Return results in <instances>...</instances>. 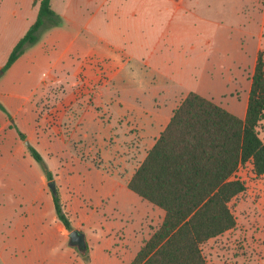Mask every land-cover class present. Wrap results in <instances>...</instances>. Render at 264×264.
<instances>
[{
    "label": "crops",
    "instance_id": "crops-1",
    "mask_svg": "<svg viewBox=\"0 0 264 264\" xmlns=\"http://www.w3.org/2000/svg\"><path fill=\"white\" fill-rule=\"evenodd\" d=\"M62 2L55 10L63 22L44 29L0 73V101L9 114L0 109V160L33 163L28 139L79 229L68 212L90 214L92 198L94 207L104 210L127 186L188 91L244 117L253 69L246 82L243 72L254 68L259 50L264 57V0ZM36 14L33 0H0V67ZM249 37L254 38L250 49ZM215 51L226 57H213L219 70L204 76ZM205 83L216 86V96L206 92ZM47 178L41 165L33 177L29 170L2 177L0 264L80 263L69 230L51 208L52 194L49 200L43 186ZM152 212L163 218L164 210L146 214L134 234L136 247L121 264L152 232L145 228ZM121 238L118 258L128 252Z\"/></svg>",
    "mask_w": 264,
    "mask_h": 264
},
{
    "label": "trees",
    "instance_id": "trees-1",
    "mask_svg": "<svg viewBox=\"0 0 264 264\" xmlns=\"http://www.w3.org/2000/svg\"><path fill=\"white\" fill-rule=\"evenodd\" d=\"M33 2L36 17L12 46L0 73L37 41L41 29L63 22L50 0ZM0 109L8 114L1 101ZM263 116L264 57L260 50L244 117L197 91L185 94L127 182L132 191L164 210L160 224L127 264H207L201 243L236 223L229 201L245 189L244 180L235 175L237 168L249 161L256 174L264 173V137L257 131ZM18 133L25 138L23 132ZM28 149L52 178L39 151L30 143ZM51 194L57 217L71 230L57 189Z\"/></svg>",
    "mask_w": 264,
    "mask_h": 264
},
{
    "label": "rangeland",
    "instance_id": "rangeland-1",
    "mask_svg": "<svg viewBox=\"0 0 264 264\" xmlns=\"http://www.w3.org/2000/svg\"><path fill=\"white\" fill-rule=\"evenodd\" d=\"M51 1L54 9H57L59 5V8H61L63 4L62 0ZM44 29L46 28L41 29L39 32L41 33ZM247 41L248 49H250L253 46L254 38L249 37ZM231 49L233 50V48ZM225 54L222 51L212 52L211 64L205 69L204 76L214 77L219 67L215 68L218 63H213L212 58L222 57L223 55V57H226ZM219 64L223 69L228 67L225 63ZM252 69L251 67L243 72L244 82L250 77ZM205 84L203 88L209 89L206 92L216 96V90L214 89L216 86L214 84ZM234 99L236 100V98ZM169 100L172 101L171 98ZM240 100L243 101L241 97ZM136 101L141 103L138 100ZM257 131L260 137H264V116L257 123ZM27 154L31 157L29 151H27ZM19 158L21 159L20 163H15L14 165L0 160V188L2 185H6V181L2 179L3 176L15 174V176L19 177L24 170H29L30 176L33 177L34 169H40V165L34 158L31 159L33 160L31 164L21 157ZM235 173L245 182V189L229 201V206L236 217V223L223 233L203 241L201 248L207 264H264V173L257 175L249 161L241 164ZM65 175L66 172L64 173ZM48 179L43 182V186L49 192L48 199L50 200L51 189L47 184ZM252 181L256 184L252 185L253 187H251ZM32 182L34 183L33 179ZM55 188L58 191V183L56 182ZM112 199H108L104 203V210H102L101 207H94L95 198H92L91 203L95 210L93 209L86 216L81 215V212L77 214L72 213V210L68 212L70 213V218H72L73 222L80 225L79 229L85 235L87 251L81 253L75 246L79 264H121L122 260L127 258L126 255L136 247L135 235L140 223L144 224L142 220L146 217V214L150 213L152 209L163 210L142 198L127 186L123 187L122 191ZM43 204L44 206L48 205L46 199H44ZM50 205L54 211L52 199L50 200ZM160 218L161 216L159 217L155 212H152V216H149L145 221V224L147 223L146 225H148H145L146 230L153 231L159 225L162 219ZM121 236L127 245L128 252L118 258L114 256V252L117 249L118 238L122 239ZM124 264H127V262Z\"/></svg>",
    "mask_w": 264,
    "mask_h": 264
},
{
    "label": "water",
    "instance_id": "water-1",
    "mask_svg": "<svg viewBox=\"0 0 264 264\" xmlns=\"http://www.w3.org/2000/svg\"><path fill=\"white\" fill-rule=\"evenodd\" d=\"M25 142L28 143V139H25ZM47 184L49 185L51 190L55 189V180L53 178L49 179L47 181ZM68 237L69 244L76 246L81 253H85L87 248L85 244V237L84 233L80 229H78L77 227H73L71 230H69Z\"/></svg>",
    "mask_w": 264,
    "mask_h": 264
},
{
    "label": "built area",
    "instance_id": "built-area-1",
    "mask_svg": "<svg viewBox=\"0 0 264 264\" xmlns=\"http://www.w3.org/2000/svg\"><path fill=\"white\" fill-rule=\"evenodd\" d=\"M235 175L237 176V177H239L236 173H235ZM240 178V177H239ZM242 179V178H241Z\"/></svg>",
    "mask_w": 264,
    "mask_h": 264
}]
</instances>
